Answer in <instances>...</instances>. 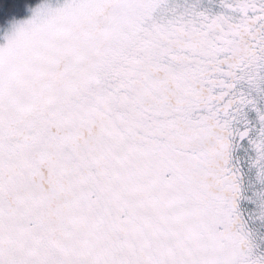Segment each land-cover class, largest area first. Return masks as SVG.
I'll use <instances>...</instances> for the list:
<instances>
[{"label": "snow or ice", "instance_id": "obj_1", "mask_svg": "<svg viewBox=\"0 0 264 264\" xmlns=\"http://www.w3.org/2000/svg\"><path fill=\"white\" fill-rule=\"evenodd\" d=\"M0 264H264V0H0Z\"/></svg>", "mask_w": 264, "mask_h": 264}]
</instances>
